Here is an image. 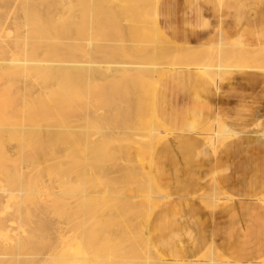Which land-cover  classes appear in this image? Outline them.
I'll list each match as a JSON object with an SVG mask.
<instances>
[{"label":"bare ground","instance_id":"bare-ground-1","mask_svg":"<svg viewBox=\"0 0 264 264\" xmlns=\"http://www.w3.org/2000/svg\"><path fill=\"white\" fill-rule=\"evenodd\" d=\"M40 1H42V3H41L42 6L40 5L42 7V10L45 9V10L49 11V13L47 15H41V13H40L41 8H39L40 10L36 9L35 7L29 8V5L27 3H24V5L22 7L23 14L26 17V21L30 25V28H32V29L27 35H21V33H18V30L15 28V32H16L15 37L16 38H15V44L13 46L14 50H12L13 51L12 53H15V54H14V56L11 55V57L8 56L12 60H10V59L8 60V58L5 57L7 47L2 45V44L0 46V176L2 174V177H3L2 181L4 182L3 183L1 181L4 184V186L2 185L3 188L1 187L0 191L4 194L7 193V196L6 195L3 197L0 196V205H3V202L5 200L10 201L11 197H14L13 199H15V200L14 201L11 200L12 202L10 201V207L14 206V204H12V203H14L16 201V199L19 198V197L17 198V193H18L17 191H19L21 188H23L22 190L24 191V187H25V189H26L25 192H22V190H21L22 193L21 192L20 193L23 195L28 194L29 203H27L23 208L17 209V214H19L21 216L24 214L26 216L25 222L32 224L34 222L33 218H42L45 216L54 215V214L58 213V214L64 215V216H62V218L65 217L64 222H66L67 220H69L70 222L73 221L74 222L73 225H77L78 230H80V228L82 227L83 233H77L76 231H72V233L69 237H67V236H60L59 237L58 234H55V237H56L55 248L49 253L50 249H48L46 251L43 250V247L45 246V244H47V242H44L42 239L36 240L34 243L29 244L27 239H29L30 235H28L25 238H22L21 234L16 233V235L13 237L14 233L10 232V234L12 233V236L9 235V233H8V234L0 237V264H1V262L5 261V259H6L5 263L7 262L8 259H11V263L13 262L12 264H20L17 261L19 254L20 255L22 254V256L24 255V257L19 256L20 257L19 260H21V258H24V259H26L25 261H33L36 264H38L43 259H46V261L48 262L47 264H103V263H106V264H121V263H125V264H262L259 262L254 263L253 261H246V260H228V259L222 257L214 249L215 247L209 248V249L207 248V250L205 252L199 254L198 257H196V258L192 257L191 259L189 258V259L184 260V261L172 259L169 256H167L166 254L159 253L151 242L149 231H148V223H149V219H150V216H151L153 210L159 205V203L166 196H163L164 194L162 192H160L161 193L160 197H158L157 195H155V196H157L156 198H154L155 196L147 197L146 196L147 193H146V195H143V194H141V192L140 193L138 192L133 181L130 182V184L133 183L134 188H136V192L133 193V191H131V193H129L130 189H129V191H126L124 189L125 190V192H124L123 191V183L124 182L126 183V179H129L128 177H130V176H132V174H134V172L130 171L131 169H133L132 165L129 163L130 159H126L128 156H130V153H132V152L137 153V150H138V153L140 151L143 152V151L148 150L150 152V155H151V152L155 149L157 144L160 142V141H158L159 138H161L162 135L167 136L168 134H170V132L166 131L162 127L160 122L158 121L156 114H155V111H154V107H153V94H154L156 85L164 75H166L170 72H173L175 70L181 69V68L197 69V70L201 71L203 74H205L207 77L212 79V82L215 86V89L217 90V89H219L221 82L226 78L227 75L231 74L234 71H238L240 69H244L247 67L243 64L242 66H244V68H240L242 66H239V63L241 65L242 61H244V60L246 61L247 58L249 59L251 57H254L255 54H253V53H255V52H260V54H264V47L259 48V49H252V48L243 47L239 44H235L232 46L230 43L227 44V41L229 42V40L226 38L224 32L221 29L216 30V31H214L212 37L210 38V40H212L215 43L214 44L215 50L213 52V55L211 56V58L213 57V61L208 66V65H205V62H206L205 60H202L203 62L205 61L204 64H203V62L201 63L199 61L200 58L203 56V54H206L205 53L206 50L201 49V48L197 49L195 47H187V46H182V45L176 44V43L172 42L171 40H169L168 38H166L161 33V31L159 30V27L157 26V23L155 21V5H156L158 0H102V1L100 0V2H101L100 10L102 12L101 14H104V16H105V17L103 16L104 18H101L100 14H99V16H100V18H99L97 12L94 13L95 9H97V8L94 9V6L97 5V2H99L98 0H85V2L87 1V7L85 6L86 7L85 9H87V10L90 9L91 13H90V10H89V12H87V10H86V12L88 14L89 13L90 14L88 16V19H89L88 23L85 21L86 18H83V20H82L84 23L85 22L87 23V24H85V27L79 26V24L80 25L83 24L82 21L80 23L77 22L80 30H78L79 29V28L77 29L78 26L75 25V23H76L74 21L75 18L73 19L70 16L69 17H65L66 15H63L64 17L59 16L57 19H55V21L52 20L53 23H49V24L46 23V21L44 20V18L48 17V15L51 12H54L55 10H58L60 8L65 7L64 6L65 4H67V7H68L69 3L65 2L64 0H40ZM95 1H96V3H95ZM218 1L221 2V0H218ZM85 2H81V3L83 4ZM89 5H90V8H89ZM83 10H84V8H83ZM105 14H107V15H105ZM170 15H171V13H170ZM83 16H81V17H83ZM78 18H80L79 15H78ZM102 19H104V20H102ZM80 20L81 19H79V21ZM105 20L107 21V23L109 20L108 26L110 28H108V29L110 31L107 28H106V31L108 30V32H110V33L107 32V34H106L105 33L106 31L102 32V33L105 35V37L108 34H110L109 37L107 36L105 39H107V38L113 39L117 43L116 45L120 48H118V47L114 48L115 50L117 49L116 51H112L114 49H110V51H108V48H109L108 45L109 46L111 45V47H112L115 45V42L113 43V41L111 42L109 40L108 41L106 40L107 43L110 42L109 44H107L104 37H103L104 36L103 34H102L103 36L101 37V32H100V35L98 34L96 36L100 37L101 40L100 39L99 40L101 41V43L103 42L102 39H104L105 44L102 43L101 45H99L100 43L98 44L97 39H94L96 37V36H94L95 32L97 30H99L101 24ZM106 21L104 22L105 24H106ZM148 24L152 25L151 27L153 29V32L156 34V36H158L161 40H163V41L159 42L158 45H156L155 47L153 46V48L151 50L145 48L147 44L142 45L144 43L143 39L139 38V36L137 34H135V33H137L136 30L141 31L142 34H145L146 27H147V29L149 27ZM102 27H104L103 29H105V27H107V26L102 25ZM111 28H112V32L113 31L115 32V30H116L115 33L113 32L112 38H110L112 36L111 35V33H112ZM113 28H114V30H113ZM76 29L78 32L77 34L75 31ZM103 29H102V31H103ZM124 29L126 31H131L130 33H127L125 31L127 33V37L126 36L124 37V35H123ZM100 30H101V28H100ZM149 30H150V27H149ZM146 31H148V30H146ZM97 33H98V31H97ZM116 33L119 36L122 35V37H120L121 39H119V37ZM74 34H76V36L80 40L77 37H75ZM114 34H115V36H114ZM149 35H150V33H149ZM74 37L77 38V40L74 39ZM148 38H151V37L148 36ZM154 38H155V36L153 37V39ZM195 38H196V36H195ZM116 39H119L118 41H120V42H117ZM193 39H194V37H193ZM121 40H122V42H121ZM148 41H149V39H148ZM62 42L67 44L64 46H67L65 52L67 51L68 57H70L69 55L72 53L73 49L75 50V48H77V50L79 52V56L81 57V62L78 63V65H77V66H79L78 69H80V71H81L80 72L81 75H79V76H81V79L78 80L79 81L78 85H70V88H71L70 93H72V95H74L75 93L77 94V92H80L78 95V98H77L78 102H75V104H77V106H79V108L83 107L85 109L84 110L81 109L82 111H84V112H82V114H81V111L79 110V108H76V106H75V108H76V110L78 109V111H76L74 109H71V110H74V114H77V113H75V111L78 113L80 111V114L82 115V117H80L79 120H82V121L84 120V122L87 120L86 121L87 122V124H86L87 128L90 127L88 132L90 131V129H92V128L94 129L93 125H88V123L90 124V122H92V119H93L92 118L93 115H91L92 119H90L89 111L91 112L93 110V113H96V111H98L99 109L95 110L93 107V109L88 110L90 108H88V109L86 108L87 98H91L89 96V94L93 93V92H91L92 90L96 91L95 89L98 87L102 88L105 85H107V86L110 85L112 88L114 86H117L114 89V92H116V90H118V88H119L120 93L119 92L118 93L116 92V93L122 94L121 96L123 97L122 98L123 102L125 103V101H126L125 104L127 106L125 104L124 105H125V108L127 110H129V111L132 109L140 110L141 108H143L144 110L142 109L141 111H145V112H143V113H145V115H146V112H148L146 117L149 115V119L147 118L148 119L147 121H145V118L143 119L145 122H143L142 120L139 121V122L143 123L140 126V130L143 132H141L140 130H137V132L139 131L137 133L136 130H134V131L129 130L130 132H132L130 134V132H127L128 129L125 130L123 127H121L122 128L121 131L127 132V135H133L134 136L136 134H143V135L145 134L146 138H147V135H148V138L150 136L156 138V140L154 139V141L151 143V145H148V143H147L148 146L144 145L143 147H141V146H139V144H137L139 146V147L136 146L137 149H136V147H134V148H131L129 150H127V149L124 150L123 146L120 145L121 147H119L118 150L120 152L122 151L124 154V156H123V158H121V160L122 159L123 160L125 159V160L120 161L119 163H117L116 165H113V166H112V164L114 162H112V164L110 163L111 165H110V167H108V169L105 167H107L109 165L106 164V166H105V164L103 163L105 166L104 167L103 165L100 164L101 167L103 166L105 169H107V172H106V174H104L103 172L100 171L102 169L99 168L98 173L100 175H101V173L104 175L100 176L97 173L98 176H100V177H97V174H96L94 176V178L96 177L95 181H92V180L88 181L87 180L88 179V173H89L88 169L90 170V169H93L96 167V166L93 167L92 165H90L89 162L91 163V161H93L95 163V161H96L95 164H97V160H94L93 158L94 157L97 158L99 155L97 156V153H96V156H95V154L93 152H91L94 155V157L92 158V154L90 153V151L93 150L92 149V147H94L93 143H96V141H94V142L92 141V139L94 137L92 139H90V138H88V135L86 136V134L88 133L86 131V128L84 129L86 134L84 133L85 136L83 135L85 138V142H84V140L82 142L85 144V151H86V149L88 150L86 153L88 157H84L85 158L84 160L81 159L82 160L81 162H83L82 165L78 166L75 164V166H76L75 168H74V166L71 167V165H69L70 163L69 164L67 163V167L70 166L69 170L63 164L64 167L67 169V172H69L68 174L65 171L64 167H63L64 170L62 171L61 166L58 164L53 166V167H49V166H45V168L43 167V161H45V163H47L46 162L47 160L48 161L51 160V159L50 160L48 159V153H49L48 150L44 151L43 148L45 145H47V144L50 145L53 143V141L55 139L53 135L50 134L49 139H46L47 141L46 140L42 141V139L39 136H37L34 139H30V140L27 137L28 136L27 134H29V132L34 131V128L36 127V125L38 123L45 122V121H51L52 117L57 116L58 111H60L62 109L64 110V108H70L73 105L72 103H74L73 101L75 100V97L73 96L74 97L73 101H72L73 98L69 99V97H71L72 95L65 92L66 86L59 82V80H61L62 76H63L62 72H64V71H62V69H63L62 66H64V65L68 66L72 62L63 63L62 60H60L59 58L56 57L57 60L59 59L62 62V64H64V65H62L58 61L57 62L59 64L57 62L55 63L54 59H53L52 61L56 64V66L50 67L52 64L51 62L48 61V63H45L47 61H44V60L40 61L41 59L39 60V57L49 59V57L54 52L56 53V54H54V56H58V57H61L63 55L65 56V54H62V52H63ZM188 42H190V41H188ZM57 43H59V44L57 45ZM120 43L123 45L122 48H121L122 45ZM210 43L211 42H209V44ZM119 44H120V46H119ZM56 45L59 48V50L56 49V47H55ZM139 46L140 47L142 46L141 48H144L145 51H144V49L139 48ZM52 47H53V52H50V48H52ZM204 47H202V48H204ZM118 49H120V50H118ZM139 49H140V51L141 50L144 51V52L141 51V52H143V54L141 53L142 56L144 54H146V56H148L147 62H146V60L141 61V58H139L140 54H136L139 51ZM117 51H119V53L121 52L120 53L121 57L118 56V54H115ZM75 53H77V52H75ZM134 53L139 56V57L137 56L136 59H140V61L136 60L134 58L131 59L132 56H134ZM130 54H132V55L130 56ZM7 55H9V54H7ZM73 56H74V54H73ZM77 56H78V53H77ZM4 57H5V60H3ZM244 57L246 59H243ZM204 58L205 57L203 56V59ZM263 58H264V55H263ZM6 59L9 62L6 61ZM66 59L68 60V58H66ZM69 60H71V59L69 58ZM133 60H135L136 63H135V61L133 63ZM64 62H65V60H64ZM74 62H76V61L74 60ZM74 62L71 64V66H68V67L71 68L73 66V69L74 68L76 69L77 66H76V64L74 65ZM142 62H144V63L146 62V63L142 64ZM252 62L254 63V61H252ZM255 62H256V60H255ZM242 63H244V62H242ZM253 63L248 62V64H253ZM258 63H260V62H258ZM254 64L252 65V68H253V66H256ZM256 64H257V62H256ZM249 67L250 66H248V68ZM144 68H146V70L148 71V72L145 71V73H144V74H146V72L148 73L145 75V76H148L147 78H145V76H144L145 80L140 79L138 76V75H140L139 74L140 71ZM147 68H149V69H147ZM256 70H257V67H256ZM77 71H79V70H77ZM70 72H69V74H70ZM13 73L17 74V75L15 74L16 77L9 76ZM76 73L78 75V72H76ZM65 74H64V76L67 77L68 74L67 75H65ZM72 75H73V73H72ZM72 75H70V76H72ZM31 79H34L32 83H34L35 80L37 79V83H39V85L42 87L41 88L42 90H40V88H39L40 86L38 85V87H37L35 84L36 82L34 83L35 85L31 83V86L34 85V88L32 87L33 89L38 88L37 92H39V90H40L41 94L38 96L35 95V93H37V92H35L33 97H31L32 95L30 94V92H32V91H30V89L28 90L27 86L25 85V84H27V82H29V81L31 82L32 81ZM53 79L55 81H53ZM51 80L53 82L52 85H54V83H55V86H53V87H55L56 90H54L55 88L51 87ZM74 80H75V78H74ZM65 81H67V79ZM61 82H62V80H61ZM70 82H71V79H70ZM72 82H75V81H72ZM99 82L101 84H103L102 87L100 86V84L98 87H96V85H98ZM18 83H21V85H22V86L20 85L22 88H20L21 91L19 94H21V92L24 93L21 96L22 98L19 97L20 98L19 100L21 102H20V105L19 104L18 105L20 106V108H17L18 105H16V106L10 105L11 103H9V101H7L10 99L12 100L11 97L14 95L13 94L14 92H10L11 93L10 94V93H8L9 91H11V90L15 91V96H16V90L19 88ZM65 84L67 85V82H65ZM69 84H71V83H69ZM112 88L109 87L108 89L112 90ZM84 89H85V91H87L86 94H85ZM67 90L69 91V89H67ZM81 90L84 91V93L83 92L81 93ZM18 91H19V89H18ZM103 91H104V88H103ZM26 92H28V94ZM106 92H108L109 94H112V95L116 94L114 92L110 93L109 91H105L104 94ZM25 93L27 95H25ZM98 93H95L94 95H96ZM80 94H82V95H80ZM106 94L103 95V92L101 93L100 96L103 95V99L101 98L102 100H101V103H99V105L100 104H102V106L104 105L102 101L104 100V96H106L105 101L107 102L108 105L112 100H113V103L115 104L112 106V103H111V105H109V106L114 108V109H111L108 106L111 109V110L110 109L109 110L111 112H113V111L115 112V109L117 107L116 103H119L118 106L119 105L121 106V102H119L121 100V96L119 97L120 100L116 102L114 100L115 99L117 100L118 96H112V95H109V94L106 95ZM17 95H18V93H17ZM15 96H13V97H15ZM34 96H37V97H34ZM109 96H112L114 98L116 97V98L115 99L113 98L112 100H110V98H108ZM66 97H68V99ZM97 97H98V95H96V98H94V96H92V98H91L92 100L90 102L91 103L93 101L95 102L97 100ZM107 98L109 100H107ZM15 100H16V102L18 101L16 98H15ZM88 101H89V99H88ZM16 102H15V104H16ZM90 102H87L88 104H90L88 106H91ZM140 104H143V107L140 108ZM93 106H95V105H93ZM144 106H147L146 110H145ZM105 109H106V107H105ZM24 110L26 113L28 111L29 115L34 116L33 119L35 120V122L32 124L31 128H29L30 125L27 122L26 123L29 125V127L26 126L27 129L24 127V125L26 123L25 124L22 123L24 121L23 116L25 115ZM68 110H70V109H68ZM102 110H103V108H102ZM102 110H99L98 112H100V111L102 112ZM104 110L102 113H104L105 111L109 112V110H107V109L105 111ZM120 110H121V108H120ZM129 111L127 112L128 114H126V112L125 113L123 112L124 119H126L125 114H126V117L128 116L127 118H129V119H130V117H132V116L129 117V115H130ZM67 112H69V111H67ZM101 112H100V114L102 115ZM108 112H106V113H108ZM219 113H221V109L218 110L216 116L214 117V120L212 122L210 121L213 124L212 128H210L211 127L210 126L206 129L202 130L201 132L197 133L207 143V145L211 149L213 155H215L216 152L222 146L226 150L230 149V150L234 151L233 154L236 155L237 153L241 152V149L244 146L249 145L250 142H255V141H257L258 138H260L261 140L263 139L262 141H264V131L263 132L262 131L247 132V131L242 130V128H240V126L237 128H234V127H231L225 123H224L225 125L220 126V122L223 121V119L221 116H219ZM97 114H99V113H97ZM100 114L98 115V117L100 116ZM111 114L112 113H110V115ZM116 114H117V112H116ZM137 114H138V112L135 113L136 116L134 118H136V120L133 118V121L138 120ZM26 116L28 117L27 114H26ZM69 116H70V114H69ZM76 116L77 115L73 116L72 118L75 117L78 119V117H76ZM103 116L104 115H102V117ZM115 116H114V119H115ZM57 117H59V116H57ZM106 117L107 116L105 115L104 118H106ZM138 117L140 118V115ZM95 118H97V117H95ZM116 118H117V116H116ZM142 118L143 117L141 116L140 119H142ZM33 119H31V120H33ZM77 119H75V120H77ZM97 119L99 120V123H98L99 126L97 123H95V124H97V125H95L96 127L94 130L96 134L98 132V130H96V129H99L100 126L103 125V123H106V125L104 124L103 127L101 126V128L104 130L106 129L104 127L108 128V125H107L108 122L103 121V119H102V121L99 118H97ZM97 119H94V121L96 122ZM61 120L65 121L64 117H63V119L61 118ZM75 120L74 121L70 120L69 124H70V122L74 123ZM89 120H91V121L89 122ZM252 120L258 126H260V127L264 126V109L263 108L258 109L255 112V114L252 116ZM133 121H131V122H133ZM58 122H60V121H58ZM110 122H112V121H110ZM56 123H57V121H56ZM62 123L65 124L64 122H62ZM79 123H81V122H79ZM113 123H114V121H113ZM123 123H125V121ZM123 123H121V124H123ZM126 123L130 124V123H128V121H126ZM53 124H54V122H53ZM63 124H62V128L58 127L57 129L60 128L61 131H62V129L63 130L66 129V131L71 129V126L69 124H66L64 126H63ZM75 124L78 125L77 122H75ZM127 124L126 125L124 124L125 125L124 127H128L129 125H127ZM55 125L56 124H54V128L56 127ZM59 126H61V124ZM114 126L116 127V125H114ZM138 126L139 125H137V127ZM74 127L75 128H73V127L72 128L75 129V131H76L78 128H76L75 125H74ZM77 127H79V126H77ZM110 127L113 128V125ZM54 128H52V129H54ZM81 128L82 127H80L79 130H77V131L81 132L82 131ZM112 128H110V131L108 130L109 128L107 129L108 133H110V134H107L105 136L102 135V134H104V130H102L103 131L102 134H101V132L100 133L98 132V134H101L102 136H104V138L106 140H109L111 142V140H113V138H115L114 137L115 134L122 133L121 131H119V132L114 131V129H112ZM129 128H133V126H129ZM93 129H92V131H93ZM57 131H59V130H56V132ZM92 131H90L91 134H92ZM106 132L107 131L105 130V133ZM189 132H190V130H189ZM47 133L49 134V132H47ZM53 133H54V131H53ZM133 133H135V134H133ZM72 134L74 135V133H72ZM58 135H59V132H58ZM64 135H66L65 131H64ZM73 135H72V137H71V134L69 136L71 138H73ZM76 135H77V132L75 133L74 136H76ZM78 136L79 135H77V137ZM83 136H81V138ZM89 136H92V135H89ZM102 136H100V137H102ZM124 136H126V135H124ZM158 136H160V137H158ZM100 137L98 138L99 141H100ZM117 137L119 138V136H117ZM174 137L179 139V140L183 138L182 135H175ZM120 138L122 140L123 137H120ZM129 138H132V136H130ZM139 138H141L140 135H139ZM146 138H144V139H146ZM56 139H57V137H56ZM61 139H62V137H59L60 142H62V140H63V143L66 142V139H67V141L69 140V142L71 140L69 137H67V135L62 140ZM76 139L71 140L72 143H70V144L65 143V146L62 144V146H64L65 148L67 146V148H68V149H63L64 152H62V154H65L67 151L72 150V148L77 143ZM149 139H151V138H149ZM101 140H102V138H101ZM73 141L75 143H73ZM124 141H125V139H124ZM126 141H125V143H126ZM134 141L136 142L135 139H134ZM151 141H152V139H151ZM11 142H13V144ZM82 142L80 139L79 143H81V145L79 144L75 148V150H78V148H79L81 153H83V151H84V149H83L84 144L82 145ZM110 142H108V143H110ZM115 142H116V140H115ZM6 143L8 144V146L9 145L11 146L10 149H12V146H14L13 152H10L11 151L10 149H5V151L9 150V155H7V156L5 155L7 151L5 152V154H3V150H2V149H4L3 146L5 148H8ZM108 143L107 144L103 143L102 145H104V148H103V146H99L100 149L101 148L105 149L106 148L105 145H108ZM5 144L7 147L5 146ZM111 144H112V142L109 144V146ZM70 145L72 146V148ZM116 145L118 146V144H116ZM126 145H128V143ZM79 146L82 148H80ZM50 147L52 149V146H50ZM60 147H61V145H59V149H60ZM245 148H248V147H245ZM51 149H50V151H51ZM60 150H62V149H60ZM65 150H66V152H65ZM109 150H111V149H109ZM115 150H116V148H115ZM58 152H59V154H61L60 153L61 151H58ZM80 152L78 153L79 156L81 154ZM107 152L109 153V151H107ZM111 152H112V150L110 151V153ZM149 152H145V153H149ZM73 153H76V155H78L77 151L76 152L74 151ZM89 153L91 155L90 158H92L93 160H90L88 162ZM68 154H70V153L68 152ZM52 155H53V153H52ZM143 155L145 156L144 153H143ZM113 156H112V158H114ZM102 157H108L109 159H111L110 162L112 161V158H110L109 155L107 156V155L103 154ZM215 157L216 156H214V158ZM59 158H61L60 155H59ZM59 158H57V161ZM74 158H77V157L75 156ZM99 158H101V157H99ZM131 158L133 159V157H131ZM77 159L78 160H75L76 163L79 162L77 164H80L81 163L79 161L80 159L79 158H77ZM136 159H138V158H136ZM144 159H146V158H144ZM66 160L67 159H63V161H66ZM68 160L70 161V159H68ZM115 160H116V155H115ZM213 160L214 159H212L210 162H208L205 166H210L212 164ZM218 160L219 159H216L215 161H218ZM60 161H61V159H60ZM72 161H74V159ZM75 161L72 163V165L75 163ZM132 161L134 162V160H132ZM16 162H20L21 168H23V169L24 168H30L31 173H32V170H34V169H36L40 172L41 170L38 166L42 165V167H43L42 170H44L45 173L43 171V173H41V174L39 173V174L41 176L42 175L44 176V174H47L48 181L50 178V182H51V176H52V179L53 178L55 179L56 185L58 186V184L60 183L59 186L61 188H63V186H65V187L68 186L67 185L68 183H65V180L64 181L62 180L63 172H64V175H66V180L68 182V180H71L72 175L70 176V174H72L73 171L75 173V170H76V173H78L80 170H82V169L78 170L79 167H81V168H83V171H80L79 174L81 175L83 172V174H85L84 177H86V178H83V176H81L84 179V181H83V180H80V178L78 176H76L80 180L79 182L77 181L78 184L80 185V187L78 184H76L77 182L76 183L73 182L75 184V187L78 186V188L80 190V193L78 192L79 196L76 193L77 190H73L74 187H73V189L71 188L72 186H70V188L66 187L68 189V191L66 189V191L63 192V191H60L61 190L60 187L58 189V187L54 184V188L50 187V190L52 188L56 189V191H54V192L57 193V189H58V192H61V193H57V194L55 193L56 196L53 195V197H49L52 201V204L50 202L51 205H47V204H49V202H48L49 200H47V204H45L46 203L45 201H46V199H49L48 195L51 194L52 191L47 192L49 189V185H47V183L48 184H50V183L46 182V181H45L46 183H44L43 180H45L46 177H43L44 178L43 180H41L42 178L38 179L41 176L38 174V172L36 173V171H35V174L33 173L35 176L34 180H31V179H29V177H27L28 173H26V175H25L26 177L20 176V174H19L20 171H19V173H17L16 172L17 169H13L14 164ZM93 162H92V164H93ZM138 162L140 163V161H138ZM146 162L149 165L150 160L148 162V159H147ZM53 163H55V162H53ZM98 163H99V161H98ZM143 164L144 163L142 161V165ZM89 165L92 166V168ZM133 165H135V164H133ZM98 166L99 165L97 164L96 169H98ZM150 167H151V164H150ZM150 167L147 166L145 168H148L147 169V171H148ZM139 168H141V167L139 166ZM18 169H20V168H18ZM23 169H22V172H23ZM94 171L96 172L98 170H94ZM94 171H93V173L95 174ZM133 171H135V169ZM142 172H144V171H142ZM145 172H146V170H145ZM139 173L141 174V172H139ZM148 173H149L148 179L145 177L144 178L147 179L148 182L152 183L153 182V180H152L153 176H152L151 170H149ZM86 174H87V176H86ZM94 174H92V173L90 174L92 176L91 178H93ZM138 174L137 175L135 174L134 177L135 178L138 177ZM21 175H23V174H21ZM67 175L69 176V178L67 177ZM90 175H89V177H90ZM108 176H111L110 178H112V179H113V176L114 177L118 176V179H120V180H118V185L117 186L115 185V186L119 187V185H120L121 187L120 188L115 187L114 190H112V189H109V188H111V185H110V187L107 186V188H106V185H105V183H107L106 181L103 183L105 186L104 187L102 184V181L104 180V178L107 179ZM31 177H32V175H31ZM73 177L75 178V176H73ZM124 179H125V181H123ZM53 180H52V182H53ZM85 180H86V182H85ZM115 180L117 181V179H115ZM135 180L138 181L137 179H135ZM57 181H60V182L57 183ZM71 181H69V183H72ZM111 181H113V180H111ZM116 181H115V183H116ZM55 182H53V183H55ZM144 182L146 183V181H144ZM217 182H218L217 180H215V179L213 180V184L209 188L211 191H215L218 188L219 183H217ZM125 183H124V187L126 186ZM126 184H128V183H126ZM50 185L53 186V184H50ZM149 185H151V184H149ZM129 186L131 188V185H129ZM152 186L154 188H156V186L153 183H152L151 187ZM55 187H57V188H55ZM142 187L143 186H141L138 189L141 191ZM148 187L149 186L147 185V188L146 187L145 188L148 190ZM99 189H102V192ZM99 191L101 192L102 195H100ZM12 192H14L16 195ZM54 192H53V194H54ZM43 193L47 194L46 199H45V197L42 198V196H44V195H42ZM204 193L206 194V192H204ZM64 194H65V196H64ZM74 194H76L78 196L77 199H76V196L75 197L73 196L72 199L71 198L69 199V201L67 199L65 201L64 198H66V197L69 198L70 195H74ZM140 194L143 196L140 197ZM50 196H52V194ZM144 196H146L147 198H145ZM204 196L205 197H201L200 200H202V198L207 199L206 198V197H208L207 194ZM115 197H117V199H118V203H117L118 205L115 204L117 207H114L115 206L113 203V202H115V200H114L112 202V205H111V210L113 208H116V210L119 214L118 215H117V213L114 214L113 212L116 210L113 209L111 214H109V215L114 214L117 216V218H118V216H120L121 221L123 220L122 222L124 224V223H127L126 221H128V218H126V217L132 215V214H130L129 209H130V211L131 210H136L135 212L138 211V215H139L138 218L140 217L139 218L140 219L139 226L132 227V233H134L133 236L135 239L139 238L138 236L140 235L141 240L137 239V240H139V242H138L137 240L134 239L135 242H133L132 245L128 244L126 240L128 238L131 239V236H132V234H131L130 237H127L125 239V242L121 241V240H123V238L120 239V241H118L119 240L118 237L121 238V236H122L121 232H123V230L119 231L118 228L116 229L114 226L113 230L114 229L115 230L110 231L107 228L108 225H106L105 230L106 231L108 230L107 231L108 232L107 237H109V239H112V238L114 239V242L109 240L110 242H112V244H110V242H106V246L108 244L111 247H112V245L115 247H112L110 250H109V248H110L109 247L107 250H105L106 246H105L104 242L107 239V237L104 238V241L99 242L100 245H104L103 246L104 249H103L99 246V244H97L95 242L98 239V234L100 232H98V234H97V239L95 237L96 240H91L93 232H96V231H95V229L93 230V227L91 229L90 226L93 225L97 216H99L100 218L106 217L104 214H107V213H105L106 209L108 211V209L110 208V206H109L110 201H111L110 198L113 199ZM216 197H218V196L212 195L211 201L208 199V201L204 202V205L208 206L209 208H212L213 203L217 202V201H215ZM220 197L223 198L224 196H220ZM44 199H45V201H43ZM104 199H106L107 202H105ZM223 199L225 200V198H223ZM100 200H102V201L104 200V203H109L107 205V207H109V208H107L102 203L103 206L106 208L103 211L100 210V209L104 208V207H102ZM7 201L5 202L6 206L3 205L1 207V209H0L1 213L6 212L8 209H13L12 207L11 208L9 207V204H7V203H9V201L8 202ZM135 201H138V203H136ZM262 201L264 202V199H262ZM223 202H221V203H223ZM225 202H227V201H225ZM125 203H127V205H125ZM123 204H124V206L122 207ZM129 204H132L131 208L128 207ZM230 205H232V204H230ZM7 206H8V208H7ZM118 206H119V208H118ZM125 206H126V208H125ZM49 213H51V214H49ZM97 213H98V215H97ZM114 215H112V216H114ZM130 217H132V216H130ZM230 219H232V218H230ZM107 220L109 221V219H107ZM107 220H106V222H108ZM113 220H115V219H113ZM102 221H103V219L101 220V222ZM110 221H111V219H110ZM110 221L108 223H110ZM129 221H130V218H129ZM131 221H132V219H131ZM96 222H97V219H96ZM113 223H114V225H116V227H117V225L120 224V223L114 222V221H113ZM39 224H40L39 227L45 229V232H47V231L53 232V229L49 223L40 220ZM69 224H71V223H69ZM111 225H110L109 229L112 228ZM98 226L101 227V225H98ZM89 227L91 230H93V232L91 231V233L89 232L87 234H84V232H87V229ZM100 227H98V228L100 229ZM119 227H120V225H119ZM70 228L72 229L74 227H70ZM77 229L74 228V230H77ZM85 229H86V231H84ZM126 229L129 230V228H126ZM115 231H119L120 234L118 233V236H117V232L114 233ZM129 231H131V230H129ZM105 232L99 234L100 241L103 240L101 234H104V236H105ZM125 233H127V231ZM94 234L96 235V233H94ZM108 234H111V236H108ZM112 234H113V236L115 234V236L113 237ZM178 236H181V234H178ZM30 237H32V236H30ZM122 237H125V236H122ZM116 238H117V240H115ZM129 239H128V242L130 241ZM116 241H118L120 245L123 244L124 247L126 246L125 243H127V245H131V246H130V248L125 249L123 247V245H121L122 248L125 249V250H123L121 247H118L119 244L116 245V243H117ZM120 242H122V243H120ZM130 242H132V241H130ZM211 246H213V245H211ZM116 248H117V251H116ZM145 248H146V251H147V248L149 249V251L146 252ZM123 254H125L126 256L128 255L127 256L128 258H125V255H123ZM51 255H52V258L50 261ZM121 255H123L124 258H120L119 256H121ZM15 257H17L16 260H15ZM13 258H14V261H12Z\"/></svg>","mask_w":264,"mask_h":264},{"label":"crops","instance_id":"crops-1","mask_svg":"<svg viewBox=\"0 0 264 264\" xmlns=\"http://www.w3.org/2000/svg\"><path fill=\"white\" fill-rule=\"evenodd\" d=\"M207 3L158 0L155 10L157 26L163 28L167 34L165 37L176 44L202 41L205 35L194 27L205 18L203 4ZM210 4L218 7L208 34L210 38L214 31L221 29L229 41H244L246 48L264 47V0H212ZM181 69L185 70L164 75L166 77L159 81L160 89L153 95L156 117L170 134L157 144L151 158L153 179L166 196L149 219L151 242L159 253L182 261L215 247L233 260L262 262L263 139L250 142L236 155L223 146L213 155L197 133L211 125L219 109V116L228 125L240 126L247 132H263L264 126L253 124L252 116L258 109H264V72L240 69L238 71L243 72L216 90L212 80L201 71ZM189 89L192 94H186ZM175 135L183 138L179 140ZM212 159L211 167L205 166ZM184 169L186 172L181 174ZM207 173L209 183L201 185L200 176H209ZM214 179L219 185L211 191L209 188ZM204 192L211 197L215 194L224 196L225 200L221 197L224 202L216 213H210L197 201L205 197Z\"/></svg>","mask_w":264,"mask_h":264},{"label":"rangeland","instance_id":"rangeland-1","mask_svg":"<svg viewBox=\"0 0 264 264\" xmlns=\"http://www.w3.org/2000/svg\"><path fill=\"white\" fill-rule=\"evenodd\" d=\"M65 2H67V3H69V6L67 7V4H65L64 6L65 7H63V8H60V9H58V10H55L54 12H51L49 15H48V17H46V18H44V20L46 21V23H53V21H55V19H57L59 16L61 17V16H63V15H66L65 17H72L73 19H74V21L76 22L75 23V25H77L78 26V24H77V22L78 23H80L82 20H83V18H86L85 19V21L88 23L89 22V19H88V16H89V14L91 13V10H90V13L88 14L87 12H89V10H87V9H85L86 7H87V1L85 2V0H64ZM99 2H97V5L96 6H94V9L95 8H97V9H95V11H94V13H96L97 12V14H98V16H99V14H100V16H101V18H104L105 16H104V14H101L102 12H101V10H100V8H101V2H100V0H98ZM102 1V0H101ZM212 0H200V2H202V3H209L210 4V2H211ZM252 0H250V2H251ZM81 2H85V3H81ZM158 2V1H157ZM24 3H27L28 5H29V8H32V7H35L36 9H38V10H40L39 8H41V10H40V13H41V15H47L48 13H49V11H47V10H45V9H43L42 10V5H41V3H42V1H40V0H0V46H1V44L2 45H4V46H6L5 48H6V53H5V57L6 58H8V60L10 59V57H11V55L12 56H14V54L15 53H12L13 51L12 50H14V44H15V34H16V32H15V28L18 30V33H21V35H27L30 31H31V29L32 28H30V25L27 23V21H26V17L24 16V14H23V10H22V7H23V5H24ZM94 3V2H93ZM95 3H96V1H95ZM207 3V4H208ZM89 4V3H88ZM206 5V4H203V6L205 7L204 8V19H203V21L200 23V25H198V26H195L194 27V29L196 30V31H198V32H202L205 36H204V40H202V41H199V42H195L194 44H189V45H182V44H179V45H182V46H187V47H195V48H197V49H204V50H206L205 51V53L206 54H203V56L205 57L204 59H203V56L200 58V62L202 63L203 61L202 60H205L204 62H205V65H208L209 66V64H211V62L213 61V57L211 58V56L213 55V52H214V42L212 41V40H210L209 38V36H208V34H209V31L211 30V26H212V24H213V22H214V17H213V15H216L217 14V10H218V7L217 6H211V4L210 5ZM41 5V6H40ZM156 5H157V3H156ZM156 5H155V10H156ZM83 6V7H82ZM86 6V7H85ZM83 8H84V10H83ZM89 8H90V5H89ZM82 10V11H81ZM86 10H87V12H86ZM81 12V13H80ZM100 12V13H99ZM79 13V14H78ZM84 16H83V15ZM78 15H79V17L80 18H78ZM105 15H107V14H105ZM75 16V17H74ZM81 16H83V17H81ZM100 16H99V18H100ZM104 16V17H103ZM64 17V16H63ZM78 18V19H77ZM107 18V17H106ZM105 18V19H106ZM79 19H81L80 21H79ZM53 20V21H52ZM77 20V21H76ZM102 20H104V19H102ZM101 20V21H102ZM107 20V19H106ZM105 20V21H106ZM52 21V22H51ZM105 21H103V23L105 22ZM155 21H156V19H155ZM83 22V21H82ZM84 23L83 22V24H79V26L80 27H85V24H87V23ZM101 24V26H100V28H101V30H100V28H99V30H97L98 31V33H97V31L95 32V34H94V36H96V35H100V32H101V37L104 35L102 32H105L106 31V28L108 29V28H110L108 25V23H109V20H108V23H107V21H106V24L104 23V24ZM102 25L104 26H107V27H105V29H103L104 27H102ZM79 26L77 27V29L79 28ZM111 26V25H110ZM114 26V25H113ZM148 26L150 27V30H149V27H148V29H147V27H146V29H145V34H142V32L141 31H139V30H136L137 31V33H135V34H137L138 36H139V38H141V39H143V41H144V43L142 44L141 42V44L142 45H145V44H147L146 45V47L145 48H147V49H149V50H151L152 48H153V46L155 47L156 45H158V43L159 42H161V41H163V40H161L158 36H156V34L153 32V29H152V25L151 24H148ZM112 27V26H111ZM159 27V30H161L162 32V34L164 35V36H167V34H166V32H165V30L163 29V28H161L160 26H158ZM77 29L75 30L76 31V34L78 33L77 32ZM102 29H103V31H102ZM78 30H80V28L78 29ZM109 30V29H108ZM108 30L105 32L106 34H107V32H108ZM113 30H114V28H113ZM146 30H148V31H146ZM110 31V30H109ZM126 30L124 29V37L126 36L127 37V33H130L131 31H126ZM111 32H112V28H111ZM114 32V31H113ZM113 32L111 33V37L110 38H112L113 37ZM115 32H116V30H115ZM114 32V33H115ZM108 33H110V32H108ZM134 33V32H133ZM149 33H150V35H149ZM76 34H74V36L75 37H77L76 36ZM103 34V35H102ZM117 34V33H116ZM154 34V35H153ZM109 35L110 34H108L107 36L109 37ZM118 35V34H117ZM150 36L151 38H148V36ZM106 36V37H107ZM114 36H115V34H114ZM155 36V38L153 39V37ZM74 37V39H76L77 40V38H75ZM97 37V38H96ZM94 39H97V42H98V44L99 45H101L102 43L103 44H105V42H104V39L106 38L105 37V35L103 36L104 37V39H102L103 40V42L101 43V39H100V37H98V36H96ZM118 37H119V39H121L120 37H122V35L121 36H119L118 35ZM115 38V37H114ZM149 39V41H148V39ZM79 39V38H78ZM100 39V40H99ZM119 39H116L117 40V42H120V41H118ZM140 39V40H141ZM146 39V40H145ZM80 40V39H79ZM113 41V43L115 42L113 39H105V41ZM155 40V41H154ZM96 41V40H95ZM107 41H106V43H107ZM232 41V42H231ZM65 42V41H64ZM64 42H62V44H63V52H62V54H65V56L63 55V56H61V57H58V56H54V54H56L55 52L54 53H52V55L49 57V59L51 60H49L48 58H43V57H39V60L40 61H47V62H45V63H48V61L49 62H51L52 64H51V66L50 67H55L56 66V62L58 61L59 63H61L62 64V62L63 63H70V62H74V60L77 62H74V65L76 64V66L78 65V63H80L81 62V57L79 56V52H78V50H77V48H75V50L73 49V51H72V53L69 55L70 57H68L67 56V51L65 52V50H66V48H67V46H64V45H67L66 43H64ZM121 42H122V40H121ZM207 42V43H206ZM209 42H211L210 44H209ZM233 42H236V43H234L233 44ZM68 43V42H67ZM110 42H108L107 44H109ZM231 44L232 46L233 45H235V44H239V45H241V46H243V47H245V43H244V41H233V40H230L229 42L227 41V44ZM59 43H57V45H58ZM106 44V45H107ZM117 43L115 42V45H116ZM121 44V43H120ZM120 44H119V46H120ZM140 44V45H141ZM57 45L55 46L56 47V49L57 50H59V48L57 47ZM112 46L111 47V45L109 46L108 45V51H110V49H114V48H117L118 46L116 45V46ZM122 45V44H121ZM152 45V46H151ZM203 45V46H202ZM204 47V48H202V47ZM262 46H264V45H262ZM123 47V45L121 46V48ZM142 47V46H141ZM140 46H139V48H141ZM149 47V48H148ZM261 47V46H260ZM118 48H120V47H118ZM141 49H144V48H141ZM39 50V49H38ZM117 50V49H116ZM115 49L114 50H112V51H116ZM118 50H120V49H118ZM213 50V51H212ZM240 50V49H239ZM141 51H143V50H141ZM140 51V49H139V53L137 52L136 54H140V57L138 56V55H136L135 53H134V56H132V58L131 59H136L137 58V56L139 57V58H141V61H145L146 60V62L148 61L147 59H148V56H146V54H144L143 56H142V54H143V52L145 51V49H144V51L143 52H141ZM50 52H53V47L52 48H50ZM75 52H77L78 53V56H77V53H75ZM115 53V52H114ZM121 53V52H120ZM120 53H119V51H117L115 54H118V56H120L121 57V55H120ZM142 53V54H141ZM146 53V52H145ZM7 54H9V55H7ZM73 54H74V56H73ZM133 54V53H132ZM132 54H130V56L132 55ZM253 54H255V56L254 57H251V58H247V62L244 60V61H242V62H244V63H242L241 62V65H240V63H239V66H242L243 64L245 65V66H247L246 67V69H256V67H257V70H259V71H261L262 70V72H264V58H263V55L264 54H260V52H255V53H253ZM252 54V55H253ZM8 56H10V57H8ZM136 56V57H135ZM5 57L3 58V60H5ZM54 57V58H53ZM59 58L60 60H62V62L58 59L57 60V58ZM63 57V58H62ZM65 57V58H64ZM66 58H68V60L66 59ZM69 58L71 59V60H69ZM124 58V57H123ZM146 58V59H145ZM253 58V59H252ZM54 59V62L52 61ZM242 59V58H241ZM243 59H246L245 57L243 58ZM7 59H6V61H8ZM10 60H12V59H10ZM64 60H65V62H64ZM80 60V61H79ZM136 60H139L140 61V59H136ZM239 60V59H238ZM255 60H256V62H257V64H256V62H255ZM67 61V62H66ZM132 61V60H131ZM134 61L135 60H133V63H134ZM252 61H254V63L252 62ZM9 62V61H8ZM57 62V63H58ZM145 62V63H146ZM204 62H203V64H204ZM248 62H250V63H253L254 65H256V66H253V68H252V65L253 64H248ZM258 62H260V63H258ZM58 63V64H59ZM72 63H70V65H68V66H71V64ZM135 63H136V61H135ZM139 63V62H138ZM144 62H142V64H145ZM199 63V62H198ZM54 64V65H53ZM238 64V63H237ZM62 65H64V64H62ZM204 65V66H205ZM68 66H62V68L64 69H62V71H64V72H62V74H63V76H64V74L65 75H67V77L66 76H62V82H61V80H59V82L61 83V84H64L66 87V90H65V92H67L68 94H70V95H72V93H70V91H71V88H70V85H78L79 84V79H81V76H79V75H81L80 74V69H78V67L79 66H77L76 67V71L73 69V66L70 68V67H68ZM248 66H250L249 68H248ZM68 69H67V68ZM71 70H70V69ZM240 68H244V66H242V67H240ZM73 69V70H72ZM147 69H149V68H147ZM188 69V68H187ZM245 69V68H244ZM70 72V74H69V72ZM77 70H79V71H77ZM185 69H181V70H175L174 72H172V73H169V74H167V75H171V74H174V73H178V72H181V71H184ZM192 70H197V69H192ZM66 71V72H65ZM145 71H147L146 70V68H144V69H142L141 71H140V75H138L139 76V78L140 79H143V80H145V78H147L148 76H145L146 74H148L147 72H146V74H144L145 73ZM76 72H78V75H77V73ZM241 72H243V70H241V71H238V72H232L231 74H229V75H227L226 76V78H225V80L224 81H222L221 82V85H220V87L223 85V84H225L228 80H230L232 77H234L236 74H239V73H241ZM72 73H73V75H72ZM15 74L16 73H13V74H11V75H9V76H14V77H16L15 76ZM75 74V75H74ZM17 75V74H16ZM70 75H72L74 78H75V80H74V78L72 77V76H70ZM166 75V76H167ZM144 76H145V78H144ZM166 76H164V77H166ZM77 77V78H76ZM73 78V79H72ZM67 79V81H65ZM70 79H71V82H70ZM7 80V79H6ZM32 81L29 83V82H27V84H25L26 86H27V89L29 90L30 89V91H32V92H30V94L32 95L31 97H33V95H34V93L35 92H37V89L35 88V89H33L34 88V85L36 84V86L38 87V85H39V83H37V79L35 80V84L34 83H32L33 82V80L34 79H31ZM212 80V79H211ZM53 81H55L54 79H53ZM72 81H75V82H72ZM65 82H67V85L65 84ZM31 83L32 84H34L33 86H31ZM52 80H51V87H53V86H55V83H54V85H52ZM69 83H71V84H69ZM99 84H100V86L102 87L103 86V84H101L100 82L98 83V85H96V87H98L99 86ZM18 89H19V91H18V89L16 90V96H15V91H13V90H11V91H9L8 93H10V92H14L13 94V96H15V97H11L12 98V100L10 101V100H7V101H9V103H11L10 105H14V106H16V105H20V98L19 97H21L24 93L23 92H21V94H19L20 93V91H21V89L20 88H22L21 86V83H18ZM21 85V86H20ZM30 87H29V86ZM40 86V85H39ZM61 86V85H60ZM107 85H105L104 87H102V88H96L95 90L96 91H91V92H93L92 94H89V96L92 98V96H94V98H96V95H98V97H97V100L94 102H90L92 99L91 98H87V101H86V108L88 109V108H90V109H88V110H91V109H93V107H94V109L95 110H102V108H103V110L105 109V107H106V109L107 110H109L110 108L111 109H114V108H112V107H110L109 105H111V103H112V106L113 105H115L114 103H113V98L114 97H112V96H118L117 98V100L115 99L114 101H119L120 100V96L122 95V94H117L118 92H119V88H118V90H116V92H114V89L117 87V86H114L113 88L110 86V85H108L107 87H106ZM33 87V88H32ZM106 87V88H105ZM112 88V90L111 89H108V88ZM32 88V89H31ZM40 88V90H42L41 88V86L39 87ZM53 88H55V87H53ZM52 88V89H53ZM103 88H104V91H103ZM67 89H69V91L67 90ZM160 89V82L159 83H157V85H156V88H155V91H154V93L155 92H157L158 90ZM35 90V91H34ZM40 90H39V92H40ZM54 90H56V88L54 89ZM8 91V90H7ZM84 91H85V89H84ZM84 91H82L81 90V93L83 92L84 93ZM105 91H109L110 93H116V94H109L108 92H106L105 94L106 95H112V96H109L108 98H110V100H112L110 103H109V105L107 104V102L105 101V98H106V96H104V100L102 101L103 102V106H102V104H100L99 105V103H101V100L103 99V95H105L104 94V92ZM39 92H37V93H35V95H40L41 94V92L39 93ZM86 92L87 91H85V94H86ZM98 93V94H96V95H94L95 93ZM103 92V95L102 96H100L101 95V93ZM186 92V94H192V90L191 89H189V90H186L185 91ZM17 93H18V95H17ZM27 94H28V92H26ZM25 93V95H27ZM79 93L80 92H77V94L75 93L74 95H72L71 97H69V99L71 98H73L72 99V101L74 100V97H75V100L73 101L74 103H72L73 105L70 107V108H64V110L62 109V110H60V111H58V113H57V116H59V117H57V116H55V117H52L51 118V121H45V122H41V123H38L37 125H36V127L34 128V131H32V132H29V134H27L28 136V138H29V140L30 139H34V138H36L37 136H39L41 139H42V141H45L46 139H49V135L51 134V135H53L54 136V141H53V143L52 144H50V145H45L44 146V148H43V150L45 151V150H48V159L50 160V161H46L47 163H45V161H43V167L45 168V166H49V167H53V166H55V165H60L61 166V170L63 171L64 169H65V171L67 172V169L69 170V168H70V166L69 165H71V167L72 166H74V168L76 167L75 166V164L76 165H82V163L83 162H81L82 160H84L85 158L84 157H88L87 156V149H86V151H85V144L82 142L83 140H84V142H85V138H84V136H85V128H86V131L88 132V130H89V128H87V120L84 122V120L82 121V120H79V118L80 117H82V112H84V111H82L81 109H85V108H83V107H80L79 108V106H77V104H75V102H78V100H77V98H78V95H79ZM120 93V92H119ZM123 93V92H122ZM11 94V93H10ZM80 95H82V94H80ZM84 95V94H83ZM124 95V94H123ZM154 95V94H153ZM37 96H34V97H37ZM74 96V97H73ZM77 96V97H76ZM112 97V98H111ZM202 97H204V95L202 96ZM206 97V96H205ZM15 98L18 100L17 102H16V100H15ZM22 98V97H21ZM67 99H68V97H66ZM65 98V99H66ZM102 98V99H101ZM107 98V100H109ZM123 97L121 96V100L119 101V102H121V106L119 105L118 106V104L119 103H116V105H117V107L119 108H117L116 107V109H115V112L113 111V112H111L110 110H109V112L108 111H105L104 113H102L103 112V110H102V115H104L103 117H102V115L100 114V112H98V111H96V113H93V110L90 112L89 111V115H90V119H92V122H90L91 120H89V122H90V124L88 123V125H93L94 126V129H93V131L95 130V125H97L98 123H99V120L97 119V118H99L101 121H102V119H103V121H106V122H108L107 123V125H108V128L107 127H104V128H106L105 130L107 131L106 133H105V130L104 129H102L101 128V126L103 127V125L105 124L106 125V123H103V125H101L100 126V128L99 129H96V130H98V132L100 133L101 132V134H102V130H104V134H102V135H107V134H110V133H108V130L110 131V128H112V127H110V126H112L113 125V128L112 129H114V131H121L122 130V128L121 127H123L125 130L126 129H128V131L127 132H130L131 130L132 131H134V130H136V132H137V130H140V126L143 124L142 122H139V121H143V122H145V121H147L148 119H149V115L146 117V115H147V113L148 112H146V115H145V113H143V112H145V111H141L143 108H141V107H143V104H140V110H135V109H132V110H127L126 108H125V103H126V101H125V103L123 102V99H122ZM88 99H89V101H88ZM125 99V98H124ZM84 100V99H83ZM98 101V102H97ZM15 102H16V104H15ZM19 102V103H18ZM85 102V101H84ZM87 102H90L91 103V106H88V105H90V104H88ZM14 103V104H13ZM98 104V105H97ZM106 104V105H105ZM125 104V105H124ZM18 105V106H19ZM93 105H95V106H93ZM124 105V106H123ZM17 106V108H20V106L18 107ZM75 106H76V108H79V110L81 111V114H80V111H79V113L78 112H76V111H78V109L76 110V108H75ZM88 106V107H87ZM105 106V107H104ZM110 108H109V107ZM127 106V105H126ZM74 107V108H73ZM102 107V108H101ZM139 107V106H138ZM146 107L147 106H144V108H145V110H146ZM154 107V106H153ZM120 108H121V110H120ZM68 109H70V110H68ZM71 109H74V110H76L75 111V113H77V114H74V110H71ZM66 110V111H65ZM120 110V111H119ZM144 110V109H143ZM27 111V110H26ZM67 111H69V112H67ZM122 111V112H121ZM129 111V117L130 116H132V117H130V119L129 118H127L126 117V114H128L127 112ZM134 111V112H133ZM148 111V110H147ZM65 112V113H64ZM67 112V113H66ZM106 112H108V113H106ZM116 112H117V114H116ZM119 112V113H118ZM123 112L125 113L126 112V114H125V118L127 119H124V116H123ZM131 112V113H130ZM138 112V114H137V121H133V118L136 116L135 115V113H137ZM97 113H99L100 114V116L98 117V115L99 114H97ZM110 113H112L111 115H110ZM122 113V114H121ZM143 113V114H142ZM24 118H23V122L22 123H28L29 125H30V127H29V125L26 123L25 125H24V127L27 129V127H29V128H31L32 127V124L35 122V120L33 119L34 118V116L33 115H29V112L27 111V113L25 112V110H24ZM26 114L28 115V117L26 116ZM65 114V115H64ZM69 114H70V116H69ZM74 114V115H73ZM84 114V113H83ZM114 114V115H113ZM142 114V115H141ZM64 115V116H63ZM75 115H77L76 117H78V119L77 118H72L73 116H75ZM91 115H93V117L91 118ZM105 115L107 116L106 118H104L105 117ZM113 115V116H112ZM117 116V118H116V116ZM122 115V116H121ZM140 115V118H141V116L143 117L142 119H140L138 116ZM26 116V117H25ZM32 116V117H31ZM67 116V117H66ZM114 116H115V119H114ZM63 117H64V119H65V121L64 120H61V118L63 119ZM95 117H97V118H95ZM112 117V118H111ZM123 117V118H122ZM67 118V119H66ZM145 118V121L143 120ZM148 118V119H147ZM27 119V120H26ZM31 119H33V120H31ZM53 119V120H52ZM72 120V121H74L75 119H77V120H75V122H77L78 123V125H76L75 124V122L74 123H72V122H70V124H69V121L70 120ZM74 119V120H73ZM84 119V118H83ZM94 119H97V121L95 122L94 121ZM135 120H136V118H134ZM68 120V121H67ZM112 121V122H110V121ZM33 121V122H32ZM54 122V124H56L55 126V128H54V124H53V122ZM56 121H57V123H56ZM58 121H60V122H58ZM67 121V122H66ZM113 121H114V123H113ZM117 121V122H116ZM125 121V123H123ZM126 121H128V123H130V124H127L126 123ZM131 121H133V122H131ZM31 124H30V123ZM52 122V123H51ZM62 122H64L65 124H63ZM79 122H81V123H79ZM84 122V123H83ZM252 122H253V124H255V122L252 120ZM258 122V121H257ZM72 123V124H71ZM95 123H97V124H95ZM121 123H123V124H121ZM136 123V124H135ZM224 122V120L223 121H221L220 122V126H222V125H225V124H227V123H225ZM61 124V126H59ZM62 124H63V126L64 125H66V124H69L70 126H71V131L70 130H67L66 131V129L65 130H63L62 129V131H61V129L60 128H62ZM76 126V128H78L77 130H79V128L80 127H82L81 129H82V131L80 132V131H75V129H73V128H75L74 127V125ZM81 126H80V125ZM84 124V125H83ZM127 124V125H129V126H133V128H129V126L128 127H124L125 125ZM135 124V125H134ZM83 125V126H82ZM114 125H116V127L114 126ZM122 125V126H121ZM137 125H139L138 127H137ZM27 126V127H26ZM77 126H79V127H77ZM98 126H99V124H98ZM211 126V127H210ZM209 127L210 128H212L213 127V124L211 123V125H210ZM229 126H231V125H229ZM58 127H60L59 129H57ZM73 127V128H72ZM232 127V126H231ZM52 128H54V129H52ZM52 129V130H51ZM80 129V130H81ZM92 129H90V131H92ZM108 129V130H107ZM117 129V130H116ZM123 129V130H124ZM170 129V128H169ZM30 130V129H29ZM28 130V131H29ZM56 130H59V131H57L56 132ZM130 130V131H129ZM53 131H54V133H53ZM64 131H65V133H66V135H67V137H69L71 140H74V139H76L77 140V143L75 144V146L72 148V146H71V148H72V150H70V151H67L66 152V150H65V154H62V152H64L63 151V149H68L67 148V146H66V148L64 147L65 146V143L66 144H70V143H72L71 142V140H70V142H69V140L67 141V139H66V142L65 143H63V138L64 137H66V135H64ZM74 131V132H73ZM90 131L86 134V136L88 135V138H90V139H92L93 137V139H92V141L94 142V141H96V143H93V146L94 147H92V151H90V153L91 152H93L94 154H95V156H96V153H97V158H95L94 157V155H93V153H91L92 154V158L94 159V160H97V164L99 165L98 166V169H96V167H97V164H95L96 163V161H95V163L93 162V161H91V163L89 162L90 160H93L92 158H90L91 157V155H90V153H89V159H88V162H89V164L90 165H92L93 167H95V168H93V169H88V171H89V173L91 174H94L93 173V171L94 170H98V171H94L95 172V174L93 175V178H94V176L99 172V168H101L102 170H100L101 172H103L104 174H106V172H107V169H108V167H110V165L112 164V162H114L113 164H112V166L113 165H116L117 163H119L120 161H124L123 159L121 160V158H123V156H124V154H123V152L121 153L118 149H119V147H121V146H123V148H124V150L125 149H127V150H129V149H131V148H134V147H139V146H141V147H143L144 145H147V143H148V145H151V143L154 141V139L156 140V138L155 137H151L150 135V137L149 138H151L152 139V141H151V139H149L148 138V135H147V138H146V135L144 134H136V135H127V132H125V131H121L122 133H118V134H115V138H113V140H111V142H112V144L109 146V144L111 143L109 140H106L105 138H104V136H102L101 134H98V132H97V134L95 133V131L93 132L92 131V134L90 133ZM141 131V130H140ZM47 132H49V134L47 133ZM51 132V133H50ZM58 132H59V135H58ZM77 132V135H79L78 137H77V135L76 136H74L75 135V133ZM125 132V133H124ZM135 132V133H136ZM139 132V131H138ZM137 132V133H138ZM141 132H143V131H141ZM72 133H74V135L72 134ZM85 133V134H84ZM90 133V134H89ZM94 133V134H93ZM132 132H130V134H131ZM135 133H133V134H135ZM61 134V135H60ZM71 134V137H72V135H73V138H71L69 135ZM163 134V133H162ZM161 134V135H162ZM84 135V136H83ZM89 135H92V136H89ZM98 135V136H97ZM124 135H126V136H124ZM139 135H140V137L141 138H139ZM57 137V139H56V137ZM81 136H83L82 138H81ZM97 136V137H96ZM100 136H102V137H100ZM117 136H119V138L117 137ZM130 136H132V138H129ZM166 135H162L161 136V138H159V140L158 141H161L164 137H165ZM59 137H62V142H60V140H59ZM96 137V138H95ZM100 137V141H99V138ZM120 137H123L122 138V140H121V138ZM128 137V138H127ZM157 137V136H156ZM158 137H160V136H158ZM101 138H102V140H101ZM127 138V139H126ZM144 138H146V139H144ZM80 139H81V142H82V145H83V149H84V151H83V153H81L80 152V150H79V148H78V150H75V148H76V146H78L79 144L81 145V143H79V141H80ZM89 139V140H90ZM104 139V140H103ZM124 139H125V141H126V143H125V141H124ZM130 139V140H129ZM134 139L136 140V142L134 141ZM148 139V140H147ZM161 139V140H160ZM65 140V139H64ZM115 140H116V142H115ZM118 140V141H117ZM121 140V141H120ZM144 140V141H143ZM47 141V140H46ZM151 141V142H150ZM108 142H110V143H108ZM150 142V143H149ZM12 144H13V142H11ZM73 143H75L74 141H73ZM103 143H105V144H107L108 143V145H105L106 146V148L105 149H103L104 148V145H102ZM115 143V144H114ZM128 143V145H126ZM7 144V143H6ZM6 144H5V146H6ZM62 144L64 145V146H62ZM101 144V145H100ZM116 144H118V146L116 145ZM127 146H125V145ZM134 146H133V145ZM137 144H139V146L137 145ZM59 145H61V147H60V149H62V150H60L59 149ZM113 145V146H112ZM121 145V146H120ZM147 145V146H148ZM7 146H8V144H7ZM6 146V147H7ZM10 146V145H9ZM8 146V148H5L4 146H3V148L4 149H2L3 150V154H5V152H6V156L7 155H9V150H6L5 151V149H10L11 148V146L9 147ZM50 146H52V149H51V147ZM69 146V145H68ZM98 146V147H97ZM99 146H103V148H101L100 149V147ZM129 146V147H128ZM80 147V146H79ZM112 147V148H111ZM137 147H136V149H137ZM70 148V147H69ZM80 148H82V147H80ZM115 148H116V150H115ZM14 146H12V149H10L11 151L10 152H13L14 150ZM50 149H51V151H50ZM109 149H111L112 150V154L110 153V151L111 150H109ZM149 149V148H148ZM100 150V151H99ZM58 151H61L60 153L61 154H59V152ZM76 152L77 151V154L80 152L81 154H80V156H79V154L78 155H76V153H73V152ZM79 151V152H78ZM99 151V152H98ZM107 151H109V153L111 154H109ZM117 151V152H116ZM119 151V152H118ZM154 151V150H153ZM153 151L151 152V155H150V152L148 151V150H146V151H140L139 153H138V150H137V153L136 152H132V153H130V156H128L126 159H130V161H129V163L132 165V167H133V169H131L130 171H132V172H134V174H132V176H130V177H128L129 179H126V183H128L129 185H131V188H130V186L128 185V184H126L125 182V185L127 186H125L124 187V183H123V191L125 192V190L126 191H129V189H130V192L129 193H131V191H133V193H135L136 192V188H137V190H138V192L140 193L141 192V194H143V195H146V193H147V197H149V196H155V195H157L158 197H160V192H162L163 193V191H161V189L156 185V183H155V180L154 179H152L153 180V184L156 186V188H154L153 186L151 187V185H152V183L151 182H148L147 181V179H148V175H149V170H151V168H149V170L147 171V169L148 168H145V167H150V164H151V158H152V153H153ZM53 153V155H52V153ZM57 152V153H56ZM68 152L70 153V154H68ZM102 152V153H101ZM114 152V153H113ZM145 152H149V153H145ZM143 153L145 154V156L143 155ZM109 155L110 156V158H112V156L114 157V158H112V161L110 162V160L111 159H109L108 157H102V155ZM118 154V155H117ZM120 154V155H119ZM123 154V155H122ZM59 155H60V157L61 158H59ZM63 155V156H62ZM101 155V156H100ZM115 155H116V160H115ZM133 155V156H132ZM136 155V156H135ZM209 155H211V154H209ZM31 156V155H30ZM50 156V157H49ZM77 157V158H79L80 160V164H77V163H79V162H77L76 163V161L75 160H78L77 158H74V157ZM149 158H148V157ZM99 157H101V158H99ZM131 157H133V159L131 158ZM57 158H59L58 159V161H57ZM125 158V157H124ZM135 158V159H134ZM136 158H138V159H136ZM144 158H146V159H144ZM60 159H61V161H60ZM63 159H67L66 161H63ZM68 159H70V161L68 160ZM74 159V161H75V163L72 165V163L74 162V161H72ZM82 159V160H81ZM102 159V160H101ZM134 160V162L132 161V160ZM141 159V160H140ZM147 159H148V162H149V160H150V162H149V165L147 164ZM54 160V161H53ZM107 160V161H106ZM136 160V161H135ZM42 161V160H41ZM69 161V162H68ZM98 161H99V163H98ZM101 161V162H100ZM133 163H132V162ZM138 161H140V163L138 162ZM142 161H143V165H142ZM53 162H55V163H53ZM92 162H93V164H92ZM46 165H45V164ZM67 163L69 164L68 166L69 167H67ZM105 164V166H106V164L107 165H109V166H107V167H105L104 166V164ZM111 163V164H110ZM65 165V167H67V169L64 167V165ZM100 164L101 165H103L105 168H107V169H105L103 166L101 167L100 166ZM133 164H135V165H133ZM89 165V166H90ZM41 167H42V165H40ZM40 166H38L39 168H40V172L38 171V170H36V169H34V170H32V173H31V169L30 168H21V164H20V162H16L15 164H14V168L13 169H17L16 170V172L17 173H19V171H20V176H23V177H26L25 175H26V173H28V175H27V177H29V179H31V180H34V178H35V176H34V174H35V171H36V173L38 172V174L40 173H43V171L44 170H42L43 169V167L41 168ZM92 166H90L91 168H92ZM139 166L141 167V168H139ZM63 167H64V169H63ZM89 167V168H90ZM136 167V168H135ZM18 168H20V169H18ZM140 170H138V169ZM22 169H23V172H22ZM73 169V168H72ZM71 169V170H72ZM80 169H82V170H80ZM135 169V171H133ZM26 170V171H25ZM74 170V169H73ZM72 170V171H73ZM78 170H80V171H83V168H81V167H79V169ZM144 171L145 172V170H146V172L144 173V172H142V171ZM71 171V172H72ZM80 171L78 172V173H76V170H75V173H74V171L72 172V174H70V176H71V180H68V182H67V180H66V175H64V172H63V178H62V180L64 181L65 180V183H68L67 185L68 186H66V187H69L70 188V186H72L71 188L73 189V187H74V189L73 190H77V194H78V192L80 193V190H79V188H78V186L77 187H75V184L73 183V182H79L80 180H83L84 181V179L83 178H86V177H84V175L85 174H83V172H82V174L80 175L79 173H80ZM137 171V172H136ZM15 172V173H16ZM22 172V173H21ZM70 172V173H71ZM139 172H141V174L139 173ZM186 172V170L184 169L182 172H181V174H183V173H185ZM14 173V172H13ZM16 173V174H17ZM34 173V174H33ZM44 173H45V171H44ZM69 172H67V174H68ZM88 173V181H90V180H92V181H95V178L93 179V178H91L92 176L90 175ZM139 173V174H138ZM145 175H144V174ZM148 173V174H147ZM15 174V175H16ZM21 174H23V175H21ZM39 174V175H40ZM75 174V175H74ZM79 174V175H78ZM99 174V173H98ZM98 174H97V177H100V176H103L104 174H102L101 173V175L100 176H98ZM135 174L137 175L138 174V177H134L135 176ZM30 175V176H29ZM31 175H32V177H31ZM46 175V176H45ZM89 175H90V177H89ZM207 175H209V173H207ZM19 176V175H18ZM34 176V177H33ZM41 176V175H40ZM73 176H75V178L73 177ZM76 176H78L79 178H80V180L78 179V177H76ZM81 176H83V178L81 177ZM86 176H87V174H86ZM151 176V175H150ZM39 177V176H38ZM43 177H46V179L45 180H43L44 178ZM65 177V178H64ZM67 177L69 178V176L67 175ZM111 176H108L107 177V179L106 178H104V180L102 181V184L106 181L107 183H105V185H106V188H107V186L108 187H110V185H111V188H109V189H112V190H114V188L118 185V180H120V179H118V176H113V179L112 178H110ZM147 178V179H145V178ZM2 178V179H1ZM42 178V179H41ZM78 180H77V179ZM91 178V179H90ZM137 179L138 181H136L135 179ZM153 178V177H152ZM209 178H210V175L209 176H205V175H201L200 176V179H199V183L201 184V185H204V186H207L208 185V183H209ZM38 179H41V180H43L44 181V183H46V182H49L50 184H53V186L52 185H50V184H48L47 183V185H49V189H48V191L47 192H51L52 191V196H50L51 194H49L48 195V198L49 197H53V195H55L56 196V194L57 193H61V192H58V189H59V182L60 181H57V183H59L58 184V186L56 185V182H55V179L53 180L52 179V176H51V182H50V178H49V181H48V176H47V174H44V176L42 175L40 178H38ZM106 179V180H105ZM115 179H117V181L115 180ZM3 180V177H2V174H1V176H0V188L2 187V185L4 186V182L2 181ZM52 180H53V182H55V183H53L52 182ZM111 180H113V181H111ZM130 180V181H129ZM146 181V183L144 182V181ZM3 183H2V182ZM46 181V182H45ZM69 181H71L72 183H69ZM82 181V182H83ZM115 181H116V183H115ZM123 181H125V179L123 180ZM133 181V183H134V185H135V187L136 188H134V185H133V183H131L130 184V182H132ZM78 182L76 183V184H78ZM85 182H86V180H85ZM144 182V183H143ZM2 183V184H1ZM81 183V182H80ZM143 183V184H142ZM54 184L58 187V189H57V193L56 192H54V191H56V189H53L54 188ZM149 184H151V185H149ZM79 185V184H78ZM114 185V186H113ZM116 185V186H115ZM133 185V186H132ZM147 185L149 186L148 187V190L146 189L147 188ZM103 186H104V184H103ZM113 186V187H112ZM141 186H145L144 188L142 187L141 189V191L138 189V188H140ZM50 187H53L51 190H50ZM57 187H55V188H57ZM65 186H63V188H61V190L60 191H66V187L64 188ZM79 187H80V185H79ZM102 187V186H101ZM105 187V186H104ZM121 186L119 185V187H116V188H120ZM3 188V187H2ZM77 188V189H76ZM153 188V189H152ZM23 188H21L19 191H17L18 193H17V198L18 199H16V201L14 202V203H12V204H14V206H11L13 209H8L6 212H3V213H1L0 212V237H2L3 235H6V234H8L9 233V235H11L12 236V233H14L13 234V237L16 235V233L17 234H21V237L22 238H25V237H27L28 235H30V236H32V237H30L29 236V239H27V241L29 242V244H31V243H34L36 240H43L44 242H47V244H45V246L43 247V250H48V249H50L49 250V253L55 248V242H56V237H55V234H58V236L60 237V236H67V237H69L70 235H71V233H72V231H76L77 233H83V229H82V227L80 228V230L82 231H80V230H78L77 229V225H73L74 224V222L73 221H69V220H67L66 222H64V218H62V216H64L63 214H58V213H56V214H54V215H49V216H45V217H42V218H33V223L32 224H29L28 222H25V219H26V216L23 214L22 216L21 215H19V214H17V209L18 208H23L27 203H29V198H28V194H25V195H23V194H21L22 192H25V187H24V191L22 190ZM125 189V190H124ZM135 189V190H134ZM144 189V190H143ZM155 189V190H154ZM21 190H22V192H21ZM99 190H101V192H102V189H99ZM160 190V191H159ZM67 191H68V189H67ZM146 191V192H145ZM21 192V193H20ZM53 192H54V194H53ZM74 192V191H73ZM100 192V191H99ZM101 192H100V195H102L101 194ZM150 192V193H149ZM12 193H14V192H12ZM56 193V194H55ZM15 194V193H14ZM19 194V195H18ZM104 194V193H103ZM140 194V197H142L143 195H141ZM164 194V193H163ZM199 194V193H198ZM7 196V193L6 194H4V193H2L1 191H0V196L1 197H3V196ZM16 195V194H15ZM42 195H44V196H42ZM41 196H42V198L43 197H45V199H46V197H47V194H45V193H43ZM216 196H218V197H216V200L215 201H217V202H214L213 203V206H212V208H209L208 206H205L204 205V202L205 201H208V199L211 201V194H209V195H207L208 197H206L207 199H203V200H200L199 198L197 199V201L202 205V207H204L207 211H209L210 213H211V211H212V213H216L217 212V210L219 209V206L221 205V202H223V199H219V198H221L219 195L220 194H215ZM12 196V195H11ZM40 196V197H41ZM64 196H65V194H64ZM75 197L76 196V199L78 198V196H79V194H78V196L76 195V194H74V195H70L69 196V198L68 197H66V198H64L65 199V201H66V199L69 201V199L71 198L72 199V197ZM146 196H144L145 198H147ZM157 196H155L154 198H156ZM163 196H165V195H163ZM194 196V195H193ZM14 197H11V200L12 201H14L15 199H13ZM103 198V197H102ZM109 198V197H108ZM45 199L43 200V201H45ZM107 199V198H106ZM106 199H104L105 200V202H107V200ZM10 200V201H11ZM47 200H49L48 202H49V204H47ZM104 200L102 201V200H100V203L102 204H104L106 207H107V205L109 204V203H104ZM110 204H109V206H110V208L109 207H107V208H109L108 209V211H107V209H106V212L105 213H107V214H104L106 217H99V216H97V222H96V219H95V221H94V223H93V225L92 226H90L91 227V229H92V227H93V230L95 229V231L96 232H93V230H91L90 229V227L87 229V232H84V234H87V233H91V231L93 232V234H92V238H91V240H96L97 239V234H98V232H100V233H104L106 230H105V228H106V225H108L107 226V228H108V230H110V231H112L113 230V228H114V226H115V228L117 229L118 228V230L120 231H122L123 230V232H121L122 233V236H125V237H122L121 236V238L120 237H118V241H120V239H122L123 238V240H121L122 242H125V239L127 238V237H130L131 236V234H132V236H131V239H129L130 241H132V242H128V239L126 240L127 241V243L128 244H131L132 245V243L133 242H135L134 241V236H133V234L134 233H132V227H134V226H139V221H140V217L138 218V211L137 212H135L136 210H131L130 211V209H129V212H130V214H132V215H130V216H132V217H130V216H127L126 218H128V221H126L127 223H124L123 224V220L121 221V218H120V216H118V218H117V216L116 215H114V214H116L117 213V215L119 214L118 212H117V210H116V208H113L114 210H116V211H114L113 213L114 214H112V215H114V216H112V215H109V214H111V212H112V210H111V205H112V202L115 200V202H113L114 203V205L116 204V205H118L117 203H118V199H117V197H115V198H113V199H111L110 198ZM7 200H5L4 202H3V205H5L6 206V202ZM9 201V200H8ZM7 201V202H8ZM10 201H9V203H7V204H9V207H10ZM11 201V202H12ZM42 201V202H43ZM71 201V200H70ZM46 202V203H45ZM44 203L45 204H47V205H51L52 204V201H51V199L49 198V199H46V201H45ZM50 202H51V204H50ZM136 203H138V201H135ZM134 202V203H135ZM5 203V204H4ZM103 204H102V207H104L103 206ZM3 205H0V209H1V207L3 206ZM114 206V207H117V206ZM125 205H127V203H125ZM131 205L132 204H129L128 205V207H130L131 208ZM101 206V205H100ZM124 206V204L122 205V207ZM10 207V208H11ZM101 207V208H102ZM106 207H104V208H102V209H100V210H104ZM113 207V206H112ZM7 208H8V206H7ZM118 208H119V206H118ZM121 208V207H120ZM125 208H126V206H125ZM217 208V209H216ZM3 209V208H2ZM4 210V209H3ZM123 210V209H122ZM5 211V210H4ZM100 212V211H99ZM49 214H51V213H49ZM97 215H98V213H97ZM102 215V214H101ZM136 218H135V217ZM109 217V218H108ZM117 219H116V218ZM100 218V219H99ZM129 218H130V221H131V219H132V221L130 222L129 221ZM103 219V221L101 222V220ZM107 219H109V221H110V219H111V221H110V223L112 224H110V223H108V222H106V220ZM113 219H115V220H113ZM45 221V222H47V223H49L50 224V226L52 227V229H53V232L52 231H47V232H45V229H43V228H40L39 227V221ZM105 220V221H104ZM69 221V222H68ZM113 221L114 222H118V223H120L119 225H120V227H119V225H117V227H116V225H114V223H113ZM68 223V224H67ZM69 223H71V224H69ZM96 223V224H95ZM117 223V224H118ZM131 225H130V224ZM137 223V224H136ZM77 224V223H76ZM95 224V225H94ZM103 224V225H102ZM111 225V229H109L110 228V225ZM116 224V223H115ZM127 224V225H126ZM68 225V226H67ZM98 225H101V227L100 226H98ZM95 226V227H94ZM100 227V229L98 228V227ZM68 227V228H67ZM70 227H74V228H76L77 230H74V228H70ZM120 228V229H119ZM122 228V229H121ZM124 228V229H123ZM126 228H129V230H131V231H129L128 229H126ZM126 229V230H125ZM100 230V231H99ZM107 230V231H108ZM115 230V229H114ZM113 230V231H114ZM79 231V232H78ZM84 231H86V229L84 230ZM105 232V236H104V234H101V236H102V238H103V240H101L100 241V239H99V234H98V239L95 241L97 244H99V246L101 247V248H103V246L104 245H100V243L99 242H102V241H104V238L105 237H107V233L108 232ZM119 231H115L114 233H116L117 232V236H118V233L120 234V232ZM127 231V233H125ZM129 231V232H128ZM10 232H12L11 234H10ZM94 233H96V235L94 234ZM113 233V232H112ZM104 236V237H103ZM108 236H111V234H108ZM112 236H113V234H112ZM114 236H115V234H114ZM113 236V237H114ZM95 237H96V239H95ZM139 238H137V239H139V240H141V236L139 235L138 236ZM101 238V239H102ZM112 238V237H111ZM137 239H135V240H137ZM109 240H111L112 242H114V239L112 238V239H109V237H107V239L105 240V246H106V242H110ZM115 240H117V238L115 239ZM139 240H137L138 242H139ZM118 241H116L117 243H116V245L117 244H119V242ZM112 242H110V244H112ZM122 242H120V243H122ZM127 243H125V247H124V245L123 244H121V245H123V247L126 249V248H130V246L131 245H127ZM120 244H119V246L118 247H121L122 248V246H121ZM129 246V247H128ZM107 247V248H106ZM105 247V250H107L109 247V250L112 248V247H115V246H113L112 245V247L111 246H109L108 244H107V246ZM117 247V246H116ZM124 248H122L123 250H125ZM211 248V247H210ZM104 249V248H103ZM209 249V248H208ZM217 250V252L223 257L224 256V258H226V259H230V260H233V259H231L230 258V256H228V255H225L223 252H221L220 251V249H216ZM116 251H117V248H116ZM145 251H146V248H145ZM149 251V249L147 248V251L146 252H148ZM205 252V251H204ZM123 255H125V254H123ZM123 255H121V256H119L120 258H124V256ZM18 256V255H17ZM19 256H22V254L20 255L19 254ZM18 256V262L20 263V264H36L35 262H33V261H25L26 259H24V258H21V260H19V257ZM128 256V255H127ZM126 255H125V258H128ZM22 257H24V255L22 256ZM118 257V256H117ZM198 257V256H197ZM16 258L17 257H15V260H16ZM51 258H52V255L50 256V261H51ZM196 258V257H195ZM8 259V258H7ZM24 259V260H23ZM10 260V261H9ZM5 261H6V259H5ZM5 261H3V262H1V264H12L11 263V259H8L7 260V262L5 263ZM9 261V262H8ZM12 261H14V258L12 259ZM22 263H21V262ZM24 261V262H23ZM48 262L46 261V259H43L42 261H40L38 264H47ZM259 263H262V264H264V261H262V262H259ZM103 264H106V263H103ZM121 264H125V263H121Z\"/></svg>","mask_w":264,"mask_h":264}]
</instances>
